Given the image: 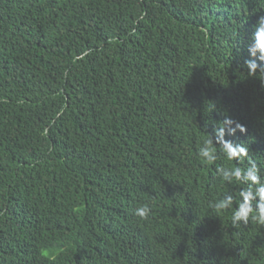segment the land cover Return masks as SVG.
Segmentation results:
<instances>
[{"label": "trees", "instance_id": "obj_1", "mask_svg": "<svg viewBox=\"0 0 264 264\" xmlns=\"http://www.w3.org/2000/svg\"><path fill=\"white\" fill-rule=\"evenodd\" d=\"M262 15L264 0H0V264H264V226L211 206L245 187L216 168L247 161L198 156L226 112L264 173V86L244 64Z\"/></svg>", "mask_w": 264, "mask_h": 264}, {"label": "clouds", "instance_id": "obj_2", "mask_svg": "<svg viewBox=\"0 0 264 264\" xmlns=\"http://www.w3.org/2000/svg\"><path fill=\"white\" fill-rule=\"evenodd\" d=\"M246 41L248 58L244 60V64L248 77L258 79L264 86V15L256 18ZM221 115L222 119L215 120L219 123L207 125V128L211 127V132H208L209 138H206L198 149V156L211 164L217 160L219 154L227 161H235L237 165L247 161L248 167L218 166L216 168L217 174L223 181L229 184L236 182L245 187L240 188L238 196L226 193L211 206L218 211L231 210L233 226L248 225L250 221L264 226V173L249 156L248 147L237 142V134L246 135L248 128L226 112ZM150 211L147 205L139 206L135 209L134 215L147 218Z\"/></svg>", "mask_w": 264, "mask_h": 264}]
</instances>
